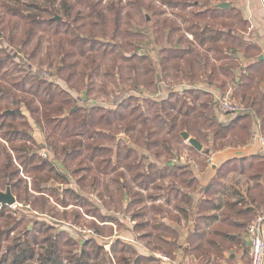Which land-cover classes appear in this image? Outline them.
I'll return each mask as SVG.
<instances>
[{
	"label": "trees",
	"instance_id": "obj_1",
	"mask_svg": "<svg viewBox=\"0 0 264 264\" xmlns=\"http://www.w3.org/2000/svg\"><path fill=\"white\" fill-rule=\"evenodd\" d=\"M76 1L82 2L83 6L87 7L88 14L83 16L78 13L73 18V22L82 21V23L71 30L69 28L62 29L64 21L52 18L55 16L54 11L59 10H64L68 16L71 15L73 6L69 4L68 0H30L28 3H25L24 0H0V30L2 33L6 30L4 23L7 17L23 22L26 26L23 31L24 47L29 46L34 39L42 38L43 36L39 35L40 32L53 33L56 38L53 41L54 44L50 45L45 52L44 49L37 46L29 55V59L35 60L39 53H43V59L39 60L38 66L47 65L49 68H55L56 72L51 73L52 76L63 79L69 89L82 90L80 92L84 91L91 97L95 91L109 96L112 92V89H108L110 84H114L120 88L119 90L137 89L140 88L139 86H146V89L151 90L153 87L156 89L161 82L168 81L169 78L180 81L183 79L197 81L196 79L201 80L210 75L211 79L218 80L219 67L212 65V68H208L207 63L209 65L212 59L215 61L225 60V57L233 53L235 47H239V42L232 33H229L228 30L216 29L212 25L189 24L187 31L192 34L195 40L188 41L184 39V35L175 38L173 35L180 30L179 27H169L167 21L152 20L150 15L151 18H143L146 24L152 23L150 28H156L158 32L164 30L156 39H163L171 47L158 48L156 50L158 60L155 62L152 61L154 59L149 53L128 55L117 43H112L111 47H104L100 38L103 39L109 34H112L114 38L132 36L133 28L142 26L135 20V15L131 13L133 11L126 14L125 20L121 9L114 3L109 6L110 14V12L105 13L100 7L101 0L95 1V3L89 0ZM143 1L134 0L127 5L142 8ZM162 3L172 7L188 6L189 4L196 7L194 1L187 3L182 0H163ZM199 3L201 4V2ZM208 4L209 0L205 2V6ZM147 8L154 9L151 5H147ZM206 11H197L194 15L199 16ZM219 11L221 12L219 16H228L227 12L232 10ZM159 13L156 12V15ZM109 28H111V32ZM1 39H5L4 34ZM218 42H222V44L217 45ZM229 43L234 45H228ZM195 44L201 47L213 44L207 46L206 51L210 54L211 52L215 53V56L212 58L200 56L196 51ZM0 53H4L0 57V190H7L10 187L18 202H24L17 197L18 195L21 197L22 191L27 195L25 197L26 204H29L31 199L29 200L28 194L31 192L34 198L33 202H41L43 209L46 210L49 202L46 193H52L51 196L53 195L64 206H67L66 196L68 195L76 200V204L86 208L91 207L90 210L87 209L88 212L96 213L98 208L89 201V198L81 197L71 188L60 192L55 186L56 183L64 185L69 183V177L66 175L68 172L74 177L80 188L97 190L101 197L107 199V203L108 197L110 203L122 201L128 192L135 200L131 204L134 207L133 205L138 202H146L145 198H151L150 200L153 201L158 196L155 195L156 193H151L144 198L143 194L134 191L133 184L147 189L150 186H157L156 179L165 177L163 169L154 163H148L147 155H142L138 147L150 151L157 159L162 156L173 158L176 151H179L184 144V139L181 136L184 131H187L190 136L202 144L206 143L205 145L210 151H214L215 142L218 139L225 140L228 136L227 133L236 128H239L241 134L248 135L250 133L252 120L249 111L250 107L257 103L255 100L250 99L246 104L249 107L245 108L243 114L234 116L227 123L217 119L214 112L213 96L208 92H187L192 98L191 102L186 100L185 96L181 97L178 94H175L174 98L171 96L169 99H162L161 102L155 98L143 97L145 98L144 102L148 105L145 110H142L141 100L135 94H130L117 105V108L110 110L99 104L79 105L69 90L60 87L59 83L55 84L56 81L48 80L39 73H35L36 71L31 73L26 69L23 76L16 79L13 73H9V69L4 68L7 63L15 64L18 67L21 65L16 64V60L13 59L9 51L5 50V47L0 46ZM136 62H148V65L141 67ZM104 65L105 68H103ZM20 68L24 69V67ZM209 69H212L213 73L210 74ZM98 78L104 82L99 88L95 86ZM26 95L30 97H26ZM100 96L103 97L98 95V98H101ZM24 106L34 122L44 133L46 132L44 147H41L33 136V125L22 109ZM73 108L77 109L72 111ZM8 110L15 112L7 113ZM148 111L152 113H148ZM243 121L245 123H242ZM116 122L118 123L116 124ZM47 127L49 132H47ZM210 128H213L214 138H211L205 131ZM120 133L128 135L130 142L118 137ZM51 138L63 139L64 143L59 146L58 142L50 141ZM187 146L195 153L201 154L194 146L190 144ZM42 149L48 152L47 157L41 156ZM209 155H207L206 161L204 159L203 167L208 166ZM260 156L263 160L264 156L262 154ZM54 158L62 163L63 168L57 165ZM73 161H76L78 165L74 169L69 165ZM257 162L256 178L262 174V168L259 167L262 164L260 161ZM178 167L182 171L172 175L178 174V178L182 179V176L187 174L184 170L186 166ZM25 171L32 176L34 192L30 188L29 181H26L28 179L21 176V173ZM221 172L224 175L227 173L238 174V170L233 168L224 170L222 168ZM108 177H111L110 183L106 182ZM187 182L189 188L202 195L200 205L197 207V213L201 214V224L195 226L186 245L181 248L185 260L192 258L195 263L196 261L199 264L211 263L213 252L222 250L219 240L240 244V239H236V236L228 232L233 230L230 218L219 219V213L221 210L223 214L226 210L229 211L228 207H232L231 211H234L239 203L244 202V197L235 186L228 187L224 183L220 187L217 177L205 189L201 188L199 181L193 176H190ZM24 183L27 187L26 185L24 187ZM215 185H217L216 191L213 192ZM179 191L181 197L175 207L178 208L182 216L186 217L188 210L182 205L186 204L189 205L188 207H192V195L185 191ZM35 195L37 197H34ZM56 195L57 197H55ZM210 196L212 201L209 200ZM234 198H236L235 201H233ZM252 200L250 211L253 216L249 218V221L256 216L254 212L259 210L264 201L262 188H258L257 196ZM167 201L172 203L169 197H167ZM144 209H151L157 213L164 211V207H157L153 204L149 208L145 206L133 212V217L144 214ZM9 212L17 213L18 210H13L8 205L0 207V221L4 219L7 227V231L0 227V235L8 233L10 230L14 231L13 227H10L13 217ZM168 214L169 218L173 219V209L169 208ZM75 216V219L79 218V214H75ZM178 219L180 220L179 217ZM15 220L26 223L23 231L26 241L7 246L4 254L5 259L2 261H9L10 264H27L28 262L29 264H65L66 261L68 264H110V262L113 264L112 259L108 257V253L102 246L90 241L79 246L78 242L67 233L58 232L46 222L35 221L33 223V220L25 215H21ZM249 221H245L244 225H237L236 230L246 229ZM150 223L153 229H149L150 234L144 236L152 239L150 243L146 244L147 247L151 251H165L175 256L174 253L180 249V231L176 227L166 225L165 221L161 219H154ZM97 231L100 233L99 228ZM37 235L42 236L41 239ZM120 244L118 242L113 246L118 264L156 262V259L151 256L136 257V252L128 250L124 243L120 250L124 251L125 255H117ZM1 249L0 241V251Z\"/></svg>",
	"mask_w": 264,
	"mask_h": 264
},
{
	"label": "crops",
	"instance_id": "obj_2",
	"mask_svg": "<svg viewBox=\"0 0 264 264\" xmlns=\"http://www.w3.org/2000/svg\"><path fill=\"white\" fill-rule=\"evenodd\" d=\"M199 2V0L194 1V4L197 8L201 5ZM224 2H228L230 6L228 8L217 7L218 4ZM206 9L208 10L204 14L211 13L215 15L213 19L220 15L221 12L219 10L230 9L233 12H236V15L240 16V21L247 26V31L243 32L244 35L242 37L236 33L235 29L231 27L227 29L228 32L232 33L234 37H236L237 41H239V47H235L233 53L224 58L225 60H230V63H227L226 65H218V80L211 79L210 75H207L205 76V78L197 81H190L187 79H183L182 81H180L178 79L169 78L168 81L161 82L155 89V91H157L155 94L157 96H162L161 98L152 95L148 96L154 97L155 99L160 101L162 99H169L171 96L177 93H180L182 95L183 92L189 91H193L194 93L208 92L209 95L213 96L215 106L214 112L217 119L224 123L231 121L232 118H227L226 116L222 115L216 108V95L218 93L231 91L236 101L245 108L249 107H247L246 104L250 99L252 101L255 100L257 101V103H255V105L253 106L255 108L250 107L249 111L252 120L249 140L243 145H235L232 147L229 146L217 152L210 151L205 146V144H202L200 142L203 146V149L200 151L197 150L199 151V153H201L198 155L204 154L207 156L208 154H210L213 155L212 159L216 161L208 163V166H206V168L202 166L200 160H198L199 162H196L193 156L191 158H187L186 162L182 161L181 158H178L175 155L173 158H167V156H163V158L161 157L157 159L154 155L150 156L147 153L146 149L138 147L139 152L142 155H147L148 163H154L163 169V171L165 172V177H157V186H150L147 189L131 184L132 186H134V191L141 193V195L143 194V197H147L151 193H156L155 195L158 196V198L153 201L150 200L151 198L148 199L144 197L146 199V202H138L137 204L133 205L134 207H132L131 204L135 200H133L134 198H132V196L128 192H126L123 200L120 201L121 206H116V203H110L109 199L107 203V199L100 197V195L92 191V189L86 190L80 188L74 177H72L70 173L67 172L66 175L69 177V183L66 185H58V183H56L55 186L59 189L60 192H63L66 188H71L72 190L76 191L81 197L89 198V201L98 208L96 210V213L88 212L86 207L80 204H76V200L73 204L67 199V197V206H64V204H62L61 202L56 201L55 198L53 199V196L46 193L47 197L49 198V202L51 201L57 209L64 212L74 209L75 214H79V218L75 219V222H72L69 225H63V227H61V225L57 223V219L54 216L47 214L49 216H52L47 218L45 212L39 213L35 210L33 211L34 213L42 215L38 216L37 218L33 217V223L35 221L46 222L54 228H57L58 225L60 229L57 228V231L67 233L72 239L78 242L79 246L87 241H90L95 243L96 245L104 247V250L108 253V257L112 259L113 264H118L113 250V246L115 244H118V242H120L121 244L119 246V249H117V255H125V252L120 250L121 248H123L122 243H124V245H127L126 248L128 250L136 252V257L139 256V258H144L151 256L156 259V262H150L149 264H166L161 259L156 258L154 255H152L151 250L147 247L146 244L152 241L151 237H144L145 235L150 234L149 229H153V226L150 222H152L154 219H161L165 221L166 225L170 227H176V229L180 231V249L176 253H174L175 256H173V254L171 253L165 251L163 252L169 254L173 259L185 260L184 252L182 251L181 247L183 245H186L195 226L201 224V214L197 213V207L200 205V201L202 199L201 194L194 192L192 188H189L187 186V179L190 178V176L195 177L199 181L201 188L205 189V187L207 188L209 185H211L213 179L217 177L219 178L218 185L220 187L223 186L224 183L227 184L225 186L228 187L235 186L236 189H238L244 197H242L244 199V202L239 203L234 211H231L232 207H228L229 211L226 210L224 214L221 210L219 213V219L230 218L229 220L232 224L231 227H233V230H230L228 232L231 235L236 236V239L239 238L240 243L245 242L248 244L249 240L247 236V228L242 231H237L236 227L237 225H244L245 221L253 216L252 211H250L253 201L252 198H255V196H257L258 188H262V190L264 191V159L261 160L262 158L260 156V142L257 139L258 133L261 132L262 134H264V7L262 0H224L217 1L215 5H212ZM208 17L212 18V15H209ZM187 35L189 36V38H191L192 34L187 31ZM242 47H244L243 51ZM155 60L157 61L158 58H155ZM222 61L220 60V62ZM208 71L210 72V74L213 73L212 69H209ZM161 84L166 86L161 89ZM72 95L76 98L79 105H82L79 102L80 100L83 102L90 100L89 96L85 92H81V95H75L73 93ZM188 95L190 94L188 93ZM76 109L77 108H73L72 111ZM33 136L37 143H39L41 147H44L45 142L41 140L42 129L37 128L35 132L33 130ZM124 140L130 142V138L127 136L124 137ZM187 144L189 143L184 140V144L182 145L183 153L188 152L191 154H197L194 151L190 150ZM232 161H239L240 167H236L235 165H232V163H229ZM257 161H260V163L262 164V166L259 165V167L262 168V174L258 178H256V166L258 165ZM57 165L60 168H63L60 162L57 163ZM181 165L184 167L186 166L184 170H186L187 174L183 175L182 179H179L178 174H172L180 173L182 170L179 169L178 166ZM230 166H234V169H238V174H236V176L229 177L228 173L227 175H224L221 172L222 168L223 170L229 169ZM211 168L213 169V172L210 171ZM236 181L237 183H235ZM216 186L217 185H215L214 189L212 190L213 192L216 191ZM179 190L188 192L192 195V207H188L189 205L186 204L182 205L185 206V208H187L188 210V216L186 217L182 216L178 208L175 207V205L179 203V198L181 197ZM91 193L97 195L100 201L92 198ZM167 197L170 198L172 202L171 204L168 203ZM209 200L212 201L211 196L209 197ZM235 200L236 198H234L233 201ZM148 203L151 205L155 204L157 207L162 206L164 207V211L157 213V211L153 212L151 209H144V214L133 217V212L140 210L145 206L149 208L151 205L148 206ZM24 208L29 209V204H26V207ZM89 208L91 209V207ZM169 208L173 209V217L171 215L173 219L169 218ZM254 213L255 215H258L260 212L256 211ZM178 217L180 218V220L178 219ZM80 218L86 221H91L92 224L76 222ZM75 227H88L93 229L94 233L85 234L77 230ZM97 228L100 229V233L97 231ZM104 229L110 230V235H104ZM127 256H129V253H127ZM213 262L214 260L212 259L211 263L207 264H214ZM65 264H67V261L65 262ZM110 264L112 263L110 262ZM219 264H250L249 250L243 249L240 257H236V255L233 254L231 255L230 259H227V261H220Z\"/></svg>",
	"mask_w": 264,
	"mask_h": 264
},
{
	"label": "rangeland",
	"instance_id": "obj_3",
	"mask_svg": "<svg viewBox=\"0 0 264 264\" xmlns=\"http://www.w3.org/2000/svg\"><path fill=\"white\" fill-rule=\"evenodd\" d=\"M29 1L30 0H24L25 3H28ZM89 1H91L92 3H95V1H98V0H89ZM130 1H134V0H101L100 1L101 2L100 7L103 9V11L105 13L110 12V14H111L109 6L112 3H114L117 7H119L121 9L122 15L125 18V20H126V17H125L126 14H128L130 11H133L131 13H133L135 15V20L137 22H139V24L141 23L142 26L134 27L133 28L134 33L130 37L114 38L112 34H109V35H107V37H105L103 39L100 38V39L103 41L104 47H111L112 43H117L119 46H122L123 51H125V53L128 55L133 54V53H137V54L149 53L152 55L151 58L153 57V59H154V60H152L153 62H155V58L157 57L156 50L158 48H160V47H167V48L169 47L170 48L171 46L167 42L163 41V39H160V38L156 39L158 36L161 35V33L164 32V30H161V32H158V30L156 28H150L152 26V23L146 24L145 19H143L145 17L148 19V18H151V16H152V20L153 19L159 20V22L167 21V24L169 25V27L170 26L179 27L180 30L177 33H175L173 35V37L177 38L179 36L184 35L183 36L184 39H186L188 41L194 39L192 37V35H191V38H189V36L187 35V28H188L189 24H192V23H196L197 25L200 24V26L201 25H212L214 28H216V29L220 28L222 30H227L229 27H232L233 29L236 30V33L239 34L241 37L244 35L243 32L247 31V26L240 21V16L236 15L237 13L233 12V11L227 12L226 15H228V16H218L215 19H213L215 17V15H213L211 13L200 14L199 16L194 15L195 12L206 11L205 9L207 7L215 5L217 3V1H224V0H209V4L207 6H205V2H207L208 0L207 1L206 0H199L201 2V5L198 8L193 7L192 4H189L188 6L179 5L178 7H172L171 5L163 4L162 3L163 0H144L143 1L144 2L143 7L139 8V7H130L129 5H127ZM182 1L183 2L187 1V3H191L195 0H182ZM39 2H41V1H39ZM68 2H69V4H71L73 6L72 11H71V15L68 16V14L64 10H62V11L59 10V11H54L55 16H53L52 18L59 16L58 21H64V23L62 24V29L69 28V29L73 30V27H76L77 25H80L82 23V21H79L77 23L73 22V18L76 17V15L78 13H81L83 16L87 15L88 10H87V7L83 6L84 4H82V2H77L76 0H68ZM147 5H151L154 9L149 10L147 8ZM155 10H156V12H160V13L158 15H156ZM28 15H30L29 12H28ZM209 15H212V18L208 17ZM183 20H186V22L183 23ZM4 26L6 27V30L4 31V33H2L1 30H0V32L2 33V36L4 34L5 39L2 40L1 39L2 36H1L0 46L5 47V50L9 51V53L13 56V59L16 60L17 65H21L20 67H24V69H21L20 67L15 66V64L7 63L4 69H9V73H13V76L16 79H20L21 76H23V74H24V70H26V69L28 70V72H31V73L36 71L35 73H39L41 76L45 77L48 80L50 79L52 81H56L55 84L59 83L60 87L66 88L71 93H73L75 95H81L80 91H82V90L69 89L67 83L63 79H61L57 76L51 75V73L56 72L55 68H49L47 65L46 66H43V65L38 66L39 60L43 59V53H39L38 58L35 60L29 59V55L37 46L44 49V52H45V50L50 45L52 46L54 44L53 41L56 38L53 35V33L47 34V33L40 32L39 35H42L43 36L42 38H36L31 42V44L29 46L24 47L23 46V40L25 37L23 36V31H24V28L26 26L23 24V22H21L20 20H17L16 18L12 19V18L7 17L6 21L4 23ZM123 29H126V28H123ZM109 31L110 32L112 31L111 28H109ZM97 32H98V30H97ZM49 39H50V41H49ZM238 42H237V44H238ZM126 43H129L130 45H127ZM221 44H222V42L217 43V45H221ZM237 44H235V46H238ZM195 45H196V51L200 54V56H206V57L208 56L209 58L210 57L212 58V56H215V53L211 52V54H210L206 51L207 46H211L213 44H206L203 47H201L200 45H197V44H195ZM228 45H234V44L229 43ZM243 50H244V47H242V51ZM3 55H4V53H0V57H2ZM222 60L223 59H221V61ZM210 61L211 62L209 63V65L207 63L208 68H212V65L218 67V65H220V64L226 65L227 63H230V60H224V61L220 62V60L215 61L214 59H212ZM20 62H21V64H19ZM149 62H151V61H149ZM136 64L141 66V67H144L145 65H148V62H142V63L136 62ZM103 68H105V65L103 66ZM196 80H199V79H196ZM102 83H104V82L101 81L100 78H98L95 82V86L99 88ZM162 84H161V89H163V87L166 86V85L164 86ZM108 87H109L108 88L109 90L112 89V92L109 94V96H105V95L95 91L92 94L93 95L92 97L87 94L89 96L90 100H87L85 102L80 100L79 102L85 106H87V105L92 106V105H98L99 104V105L105 107L106 109L110 110V109L117 108V105L124 98H127V96H129L128 95L129 91H135L136 92L135 95H138L137 97L141 100L140 104L143 105L142 110H145L148 105L146 104V102H144L145 98H143V97H149L146 95L157 96L155 94L157 91H155L154 87L151 88V90L146 89L145 88L146 86H139L140 88H137V89L125 88V90H119L120 88H117L114 84H110ZM53 89H55V88H53ZM161 92H162V90H161ZM118 94H119V96H121L119 99L117 98ZM177 94L181 97L185 96L186 100H188L189 102L192 101L191 96L188 95L187 92H183L182 95L180 93H177ZM98 95H102L103 97L100 96L101 98H98ZM26 97H30V96L26 95ZM157 97L161 98L162 96H157ZM174 97H175V95H173V98ZM151 98H154V97H151ZM159 102H161V100ZM22 109L24 110V113L27 115V118L30 120L31 124L33 125V130L35 132V130H37V128H40V127L31 118L26 107L24 106V107H22ZM148 113H152V112L148 111ZM117 123L118 122H116V124ZM119 123H121V122H119ZM242 123H245V122L243 121ZM205 131H207V133L209 134V136H211V138L215 137L213 128H210V129L205 130ZM47 132H49L48 127H47ZM45 133L42 130L41 140H43L44 142H46ZM224 133H226V131H224ZM227 135L228 136L225 138V140L224 139H218V141L215 142L216 148L214 149V152L220 151L223 148H227L229 146L232 147L235 145H243L244 142L246 143L250 137V133L248 135L241 134L239 128H236L235 130L228 132ZM125 136L128 137V135H126L124 133H120L118 135V137H120L122 139H124L123 137H125ZM242 136H243V138H242ZM50 141L58 142L59 146H62L64 143L63 139L51 138ZM1 143H2V141H1ZM207 144L209 145V143H207ZM178 146H179V144H178ZM178 146H176V147H178ZM147 153L150 156L153 155L150 151H147ZM192 154L188 153V152L183 153V146H181L180 150L176 151L175 156L178 158H181L182 161H184V162L187 161V158H191L192 156L196 162H199L198 160H200L201 164L204 162V159L206 161V157H207L206 155H204V154H202V155L193 154L192 155ZM212 157H213V155L208 156L209 163L216 162L212 159ZM162 158H163V156H162ZM54 160H55V158H54ZM56 161H57V163L60 162L58 159ZM73 162L69 165L72 166V168L74 169L78 165H77L76 161H73ZM15 163H17V162H15ZM229 163H232V165H235L236 167H240L239 161H236V162L232 161ZM233 163H235V164H233ZM60 164H62V163L60 162ZM230 168L234 169V166H230ZM236 170H238V169H236ZM210 171L213 172V169L211 168ZM228 175H229V177L236 176V174H234V173H228ZM21 176L28 179L26 181H29L30 188L34 192V190L32 188L33 187L32 186V176H30L28 173H26V171L22 172ZM110 180H111V177H108L106 179V182L110 183ZM60 184H62V183H58V185H60ZM25 185H26V183H24V187H25ZM26 187H27V185H26ZM2 190L6 191L5 189H2ZM92 191H94L95 193L98 194L97 190H92ZM263 193H264V191H263ZM48 194L51 195L52 193H48ZM28 195L30 196V197L28 196L29 200L31 199V201L29 203V206H30L29 209L24 208V207H26L25 197L27 195L21 191V197L19 195L17 197H19L20 201H24L23 203L19 202L22 206H19L17 209L12 208L13 210H18L17 213L9 212L13 217V220H11V222H10V227H13L14 231L11 232V230H10V232L0 235V241H1V245H2V249L0 251V264H10L9 261H7V262L2 261L5 259L4 254L8 248L7 246L15 245L18 242L25 243V241H26V238H25L26 236H25V233L23 232L25 230L26 223L24 224L23 222H17L15 220V219H18V217H21V215H25V216H27V218H31L34 221L33 217L37 218L38 216L42 215V214H36L33 212L36 210L39 213L45 212L46 215L50 214V215L54 216L57 219V223L59 225H61V227H63V225H69L70 223L75 222L74 209H71L67 212L66 211L64 212L62 210L57 209L53 205V203L50 201L47 203V209L44 210L41 202H39V201L33 202L34 198H33V194H31V192H29ZM34 197H37V195H35ZM55 197H57V195ZM66 197L70 202H72L74 204L75 200L73 198H71L70 196H66ZM53 199H54V197H53ZM108 199H109V197H108ZM55 200L58 201L56 198H55ZM117 200H119V199H117ZM261 201H262V199H261ZM150 205L151 204L148 203V206H150ZM116 206H121V203L120 202L116 203ZM263 208H264V201L261 203V206H260L258 212H260V213L263 212ZM86 209H90V208L88 207ZM52 216L47 215V218L52 217ZM248 221H249V219L247 220V222ZM251 221H249V224L251 223ZM76 222H82L84 224H92L91 221H86V220L81 219V218ZM248 225H247V227H248ZM0 227H1V229H4L5 231H7L6 230L7 227L5 226V220L4 219L0 221ZM57 228L60 229L58 227V225H57ZM57 228H55V229L58 230ZM243 234H245V233H243ZM104 235H110V230L104 229ZM32 237L33 236L31 235V238ZM37 237H39V239H41L42 236L37 235ZM219 241L222 245V250H218V251L213 252L212 257L214 260V262H213L214 264H219L220 261H227V259H230L231 255H233V254H235L236 257H240V254L243 251V249L249 250V248H250V244H249L248 240H247L248 244L245 242H241L240 244H238V243L224 242L221 240H219ZM156 252H163V251H160V250L159 251L158 250L151 251V254L154 255V253H156ZM163 253H165V252H163ZM186 260H188L190 263L198 264V262L196 261V263H195L192 258L191 259L186 258ZM227 263H229V262H227ZM27 264H29V262Z\"/></svg>",
	"mask_w": 264,
	"mask_h": 264
},
{
	"label": "built area",
	"instance_id": "obj_4",
	"mask_svg": "<svg viewBox=\"0 0 264 264\" xmlns=\"http://www.w3.org/2000/svg\"><path fill=\"white\" fill-rule=\"evenodd\" d=\"M263 7H264V0ZM136 94L135 91H129L128 95ZM118 96V97H117ZM116 97L119 99V94ZM148 96V95H146ZM157 97V96H156ZM216 108L227 118H233L239 114H243L245 107L236 101L231 91L220 92L216 95ZM257 139L260 142V153L264 156V134L261 132L257 134ZM187 142V141H186ZM41 156L47 157L48 152L41 150ZM91 197L100 201L99 197L91 193ZM22 206L18 201L12 205L13 209ZM82 233L93 234L94 230L88 227H75ZM247 236L250 244L249 255L250 264H264V211L256 215L247 227ZM154 256L161 259L166 264H193L183 259H173L169 254L163 252H156Z\"/></svg>",
	"mask_w": 264,
	"mask_h": 264
},
{
	"label": "water",
	"instance_id": "obj_5",
	"mask_svg": "<svg viewBox=\"0 0 264 264\" xmlns=\"http://www.w3.org/2000/svg\"><path fill=\"white\" fill-rule=\"evenodd\" d=\"M230 4L228 2L220 3L217 5V7L221 8H228ZM54 19L59 20V16H56ZM2 36V33L0 32V38ZM7 113H14V110H8ZM182 138L187 141L189 144L194 146L197 150H202L203 146L202 144L194 137H191L190 134L187 131H184L181 133ZM124 138V137H123ZM17 202L16 196L13 194L10 187L7 188L6 191L0 190V207L2 205H8L12 206Z\"/></svg>",
	"mask_w": 264,
	"mask_h": 264
}]
</instances>
